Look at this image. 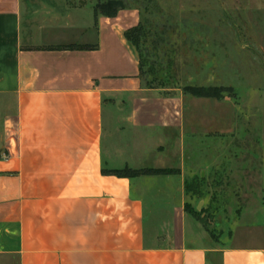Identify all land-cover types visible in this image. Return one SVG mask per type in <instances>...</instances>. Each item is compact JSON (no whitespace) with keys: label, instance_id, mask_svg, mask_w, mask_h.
Listing matches in <instances>:
<instances>
[{"label":"crops","instance_id":"1","mask_svg":"<svg viewBox=\"0 0 264 264\" xmlns=\"http://www.w3.org/2000/svg\"><path fill=\"white\" fill-rule=\"evenodd\" d=\"M138 21L134 7L95 20L90 2L0 0V264H264V171L240 241L237 221L213 240L168 187H133L162 177L102 173L163 167L182 123L139 74L123 35Z\"/></svg>","mask_w":264,"mask_h":264},{"label":"rangeland","instance_id":"2","mask_svg":"<svg viewBox=\"0 0 264 264\" xmlns=\"http://www.w3.org/2000/svg\"><path fill=\"white\" fill-rule=\"evenodd\" d=\"M107 1L137 8L139 21L151 29L141 47H157L149 58L155 72L144 73L143 78L177 100L182 112L181 127L168 135L162 148L167 164L138 168L170 173L152 175L162 178L141 184L134 179L133 187H168L170 200L182 199L187 215L208 237L217 240L228 234L237 221L235 241L244 240V218L249 222L260 218L264 171V0L67 3L95 6ZM162 29L164 42L149 45ZM200 88L215 90L214 96L192 91ZM179 188L183 195L175 196Z\"/></svg>","mask_w":264,"mask_h":264},{"label":"trees","instance_id":"3","mask_svg":"<svg viewBox=\"0 0 264 264\" xmlns=\"http://www.w3.org/2000/svg\"><path fill=\"white\" fill-rule=\"evenodd\" d=\"M130 8L129 6L125 5L121 1H107L105 3H98L97 5L93 6L94 11V18L96 20V17L99 14H103L107 17H114L118 10ZM137 9V8H136ZM124 38L125 40L134 48L137 58H138V64H139V74L143 77L144 73L153 74L155 72V64L153 62L149 61V58L151 57V54L153 51H156L157 47H141L145 46V44L148 42L150 36H151V29H148L145 24H142L140 21L128 29L124 31ZM164 35H165V29H162L160 32L155 33V41L154 39L149 41V45L155 46L159 43L164 42ZM96 47V45H66V46H59L58 49H92ZM147 66V69L143 71V67ZM146 86L148 88H153L149 82H145ZM196 94H201L205 96H214L215 90L210 88L205 89H192ZM102 173L104 175H114L117 177H124V178H134L141 175H158V174H168L170 171L166 169H132L127 166H125L122 169H102ZM189 213L197 219L195 214L192 211H189Z\"/></svg>","mask_w":264,"mask_h":264},{"label":"water","instance_id":"4","mask_svg":"<svg viewBox=\"0 0 264 264\" xmlns=\"http://www.w3.org/2000/svg\"><path fill=\"white\" fill-rule=\"evenodd\" d=\"M204 176V173H203V171H201V177H203Z\"/></svg>","mask_w":264,"mask_h":264}]
</instances>
